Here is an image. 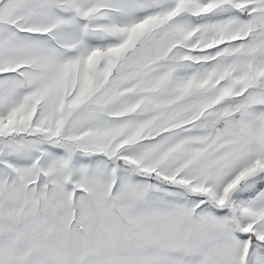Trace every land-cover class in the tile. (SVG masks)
<instances>
[{
  "label": "snow or ice",
  "instance_id": "snow-or-ice-1",
  "mask_svg": "<svg viewBox=\"0 0 264 264\" xmlns=\"http://www.w3.org/2000/svg\"><path fill=\"white\" fill-rule=\"evenodd\" d=\"M0 264H264V0H0Z\"/></svg>",
  "mask_w": 264,
  "mask_h": 264
}]
</instances>
